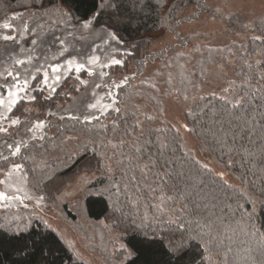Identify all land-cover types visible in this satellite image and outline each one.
I'll use <instances>...</instances> for the list:
<instances>
[{"label": "snow or ice", "instance_id": "6c2138e0", "mask_svg": "<svg viewBox=\"0 0 264 264\" xmlns=\"http://www.w3.org/2000/svg\"><path fill=\"white\" fill-rule=\"evenodd\" d=\"M125 4L141 12L150 6L148 0H99L97 10L86 19H77L68 10L57 9L59 16L50 21L56 31L52 33V45L43 62L33 55L40 40L36 28L26 22L17 28L11 22L22 18L23 12H13L10 18L0 22V29L6 30L0 32V41L17 44L24 57H9L7 67L0 63V167L5 169L0 173L4 177L0 185L8 186L0 191V208L7 210L16 203L25 209L31 205L35 211L49 201L56 203L72 195L64 190L67 181L63 172L53 171L37 178L36 169L28 167L29 161L34 163L31 153L47 151L49 143L55 144L60 134L57 127L56 135H47L52 116L82 126L99 125L93 130L102 138L82 143L84 154L77 156L82 158L91 151V159L83 160L81 169L92 168L95 161L99 171L102 162L103 173L108 178L102 193L107 197L106 219L115 221L123 233L111 239L110 264H134L141 257L147 258L145 264H184L194 244L201 251L200 264H204L203 254L209 251V245L215 247L221 243L219 235L224 221L234 214L228 203L229 193L234 189L223 180V173H213L191 151L184 152L179 129L171 125L153 129L149 124L154 117L147 114L145 121L128 123V114L120 106V92L135 77L125 75L113 80L111 70L125 67L123 57L132 55L136 49L126 44L110 22H99L102 13L120 16ZM43 5L44 0H30L22 7L43 8ZM198 7L214 16L220 12L207 4ZM171 11H176L175 5ZM120 18L130 19L127 15ZM185 18L189 22L197 19L194 13L182 20ZM242 27L260 29L261 35L253 39L264 42V19L251 20ZM85 34L92 40L88 52L82 53L74 42L83 40ZM26 40L31 48L23 46ZM163 55L162 52L161 58ZM176 57L183 59L185 54L177 52L175 57L163 60L167 71H156L141 83L159 91L154 77L163 76L165 83L171 85ZM85 74L87 79L82 78ZM73 75L75 83L64 91L63 85ZM260 79L264 81V76ZM72 91L80 96L72 97ZM57 96L72 100L68 114L47 109V119L37 116L34 120L33 109L26 104H39L43 108ZM179 98L182 102L189 99L186 94ZM199 99L202 103L194 104L186 112L192 127L183 124L184 132L200 140L197 145L200 151L219 153L227 167L239 165L244 170L240 179L249 186H255L257 181L264 185V87L252 88L249 83L235 89L233 84L223 88L219 95L212 92ZM113 113L117 115L112 123L104 124ZM55 146L59 148V144ZM177 153H181L186 163L179 164ZM76 162L77 158L65 153L63 163L68 169ZM13 174H19L20 181L34 191L13 189L9 184ZM87 181V176H80L77 191L87 194ZM76 206L79 209V201ZM44 224L50 227L46 221ZM103 228L111 231L112 226L104 223ZM31 229V223L23 219L19 223L15 219L7 223L0 221V232L9 236L19 237ZM129 236L135 244L126 242ZM20 254L27 253L21 250Z\"/></svg>", "mask_w": 264, "mask_h": 264}, {"label": "trees", "instance_id": "16d2710c", "mask_svg": "<svg viewBox=\"0 0 264 264\" xmlns=\"http://www.w3.org/2000/svg\"><path fill=\"white\" fill-rule=\"evenodd\" d=\"M29 3L30 0H0V20L10 18L13 12L21 11L23 12L22 18L11 21L13 24L19 25L25 22L28 24L41 23L47 28H53L49 19L53 16H59L57 9L68 10L77 19H86L92 12L97 10L99 0H44L43 8L22 7ZM199 4H205V0H148V5L150 6H146L142 12L133 10L128 4H125L120 16H110L108 13L101 14L99 22H110L126 44L136 49L132 55L123 57L126 59L125 67L111 70V73L115 75L123 74V76L135 77L131 80L130 85L120 92V106L128 114V123H133L137 120L145 121V114H147L154 117V120L149 124L153 129L167 128L170 125L162 123L156 116L161 111V98L158 91L149 88L147 83H141L147 78L143 77L142 72L148 62H153L157 59H161L162 63L160 66L161 69H164L163 60L175 57L177 52H183L176 51L171 56H167L170 50L175 49L176 44L166 48L165 51H158L152 54L148 53V48L151 41L156 37L154 36L155 33H163L166 29H172L177 26V22L181 21L179 13L182 9L194 5L197 13L203 12L198 7ZM172 5L176 6L175 12L171 11ZM125 15L130 17V19L124 20L120 18ZM258 19H264V15ZM224 22L230 33L239 32L248 36L241 43H232L222 47L204 46L198 48L196 46L190 52L191 55L183 52L185 58L176 57L174 72L177 73V82L180 87L185 88L187 84L190 85L194 80L195 85H199L200 78L206 76L209 67L215 68L224 64L229 65L233 72L229 86L234 84V88L239 89L242 85L249 86L250 83L252 88L257 85L264 87V81L260 79L261 76H264V42L253 39L254 36L261 35V30L242 27V24H245L246 21L237 14L225 18ZM178 44L180 47L185 48L187 42L181 41ZM195 49L200 51L197 52ZM162 52L164 53L163 58H161ZM195 56L197 58L193 65L188 66L189 60ZM186 70L189 72H186ZM86 77L85 74L82 78ZM74 83L73 75L63 85V90L68 91ZM68 84L72 85L66 88ZM71 93L77 92L72 91ZM67 100L69 99L57 96L51 104L45 105L43 108L39 104H26V107L28 105L36 107L41 114L45 115L47 109L61 113L64 107L62 109L58 108L61 105L63 106V103L67 102ZM199 103H202L200 99L193 102L189 109L194 104ZM116 115L113 113L103 123L111 124L113 117ZM33 117H35V114ZM186 119L188 126L192 127L190 118L186 116ZM51 125L47 130L49 137L56 135L57 127L60 129V134L55 144L49 143L47 151H33L31 156L34 159V163L29 161L28 167L36 169L34 175L37 178L41 174L50 175L53 171L63 172L67 181L64 190L76 175L88 176V190L87 194L83 193L82 206L89 220L94 223H100L102 227L104 223L112 226L111 231L101 227L97 231L98 235L101 234L107 241L105 246L107 252L105 249L104 252L111 253L110 237L123 235V233L115 226V221L106 219L109 215L105 205L107 197L103 196L102 193L108 184V178L103 173L102 162L99 166V171L95 166V161H93L94 166L92 168L81 169L83 160L91 159V151L82 158L77 156V153L79 155L84 154L83 148L80 147L82 143L91 139L102 138L98 131L93 130L94 128L98 129L100 126L95 124L82 126L71 120L61 121L58 115L51 117ZM109 135L111 136L112 133H109ZM194 137L199 144L200 140L196 136ZM179 138L182 139L180 133ZM56 144H59V148L55 146ZM184 152L186 151L184 150ZM204 152L236 181V184H230L224 180L234 189V191L229 193L230 199L228 201L234 214L227 217L224 221V227L219 235L221 243L215 247L209 245V251L203 254L204 264H264V185L257 181L255 186H249L240 179L244 170L239 165L227 167L225 161L219 157V153ZM65 153L71 154L74 159L77 158V162L70 169H68V165L63 163ZM57 156H59V160L56 159ZM177 157L179 164L186 163L181 153H177ZM97 158H99V150ZM233 159L237 158L234 157ZM41 190L45 191L44 189ZM45 206L50 208L59 207L69 220L76 221L77 219L76 213L69 208L66 202L58 201L53 203L49 201ZM36 217L41 216L32 209H25L13 204L7 210L0 209V221L7 223L15 219L19 223L20 219H23L26 223L30 222L32 228L29 232L22 233L19 237L9 236L6 232H0V264H89L75 254L74 250L56 230L53 231V228L45 227V221L42 218L36 219ZM249 217L251 218L249 219ZM21 227L23 228L24 225L21 224ZM126 242L136 243L131 236L128 237ZM21 250H24L27 254H20ZM146 259V257H141L134 264H145ZM200 260L201 251L194 244L189 250L184 264H200Z\"/></svg>", "mask_w": 264, "mask_h": 264}, {"label": "rangeland", "instance_id": "374dc122", "mask_svg": "<svg viewBox=\"0 0 264 264\" xmlns=\"http://www.w3.org/2000/svg\"><path fill=\"white\" fill-rule=\"evenodd\" d=\"M205 4L213 8H219L220 12L215 16L212 12L197 13L194 5H190L182 9L179 13L182 22L178 23L177 26L172 29H166L163 33H155L154 36L156 37L151 41L148 53L152 54L158 51H165L166 48L173 44H176L177 46H175L174 50H170L167 53L168 57L176 51L190 53L196 46L198 48H202L204 46L222 47L232 43H241L248 35H243L239 32L230 33L227 30L224 19L232 16L233 14H237L240 17H243L246 23H248L249 21L258 19L264 15V0H205ZM193 13L196 15L197 19L192 20L191 22H189L186 18L182 20V17H187ZM57 17L58 16H53L48 19L52 21L56 20ZM3 21V19L0 20V22ZM14 25L17 28H22L23 24ZM29 25L31 27H35L37 32L40 34V40L33 55L43 62V56L48 53V50L52 45V33L56 30L54 28H47L41 23H29ZM41 25H43V27H40ZM0 32H6V30L0 29ZM29 36H31V34H29ZM91 40L92 37L85 34V38L83 40L75 41L74 43L82 53H87ZM181 41L187 42L186 47L184 46L185 48L179 46L178 43ZM23 46L27 48L32 47L28 40L24 42ZM9 57L24 58L17 44L10 41H0V63H2L4 67H7ZM196 58L197 56L191 58L187 65H193ZM161 63V59L148 62L142 72L143 77L153 76L156 71H165L166 69H161ZM174 71L175 67L172 69L173 80L171 85L165 83V77L163 76L154 77V82L159 88L158 94L161 98V111L156 116H158L162 123L170 124L175 129L180 130V135L185 145L184 150L186 152L191 151L195 158L202 164H206L213 173H223V180L226 182L236 184V181L226 170L214 162L204 151H200L198 149V141L195 137L189 136V134L185 133L181 127L183 124H187L186 112L188 111L190 105L193 102L198 101L200 96L208 95L212 92L219 94L223 88L229 86L233 77L232 68L227 64L215 68L209 67L207 69L206 76L200 78L199 85H195L194 80L190 83V85L187 84L185 88L179 86L177 82L178 79L176 77L177 73ZM186 72L189 71L186 70ZM122 76L123 74L115 75L111 73V79L113 80L121 79ZM87 78L88 77H86V79ZM97 82H99L98 79ZM71 85L72 84H68L66 88H69ZM193 85L195 86V91H193ZM81 92H83V88H81ZM185 94L189 97V99L182 102L179 97ZM70 95L72 97H78L80 96V93H70ZM84 99L88 98L85 97ZM63 104L64 105H61L58 109H62L64 107L61 113L67 115L70 105L72 104V100L69 99ZM28 107L33 109L35 117L39 116L40 119H46V115L41 114L38 108H34L31 105H28ZM35 117H33L34 120ZM4 171L5 169L0 167V173ZM80 176L86 175H76L65 189V191L71 192L72 195H69L61 200L62 203H68L69 208L76 213V221L69 220L59 207L50 208L44 206L43 208H37L34 212L40 215L51 228L59 233V235L70 245L79 258L87 261L89 264H110L108 253L104 252L107 241L104 239V236H101V234L98 235L97 232L100 227H103L100 223H94L89 220L83 209V193L77 191ZM0 179H4L3 175H0ZM9 184L12 185L13 189L15 187H22L25 191H34V189L26 187L25 184L20 181L19 174H13ZM7 189V185H0V191H5ZM77 201L80 203L79 209L76 206ZM13 205L23 208L22 205H18L16 203H13ZM27 209H32V206L30 205ZM109 234L111 235V233ZM113 236L110 237V242ZM110 248L112 249V244Z\"/></svg>", "mask_w": 264, "mask_h": 264}]
</instances>
